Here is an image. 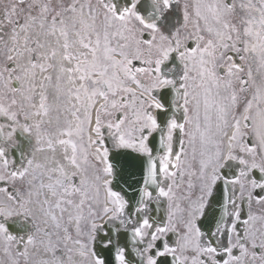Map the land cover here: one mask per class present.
I'll return each instance as SVG.
<instances>
[{"label": "snow or ice", "instance_id": "snow-or-ice-1", "mask_svg": "<svg viewBox=\"0 0 264 264\" xmlns=\"http://www.w3.org/2000/svg\"><path fill=\"white\" fill-rule=\"evenodd\" d=\"M0 264H264V0H0Z\"/></svg>", "mask_w": 264, "mask_h": 264}]
</instances>
